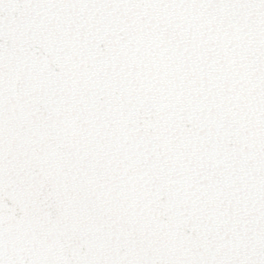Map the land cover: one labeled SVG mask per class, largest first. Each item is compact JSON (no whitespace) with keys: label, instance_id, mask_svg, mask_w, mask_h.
Here are the masks:
<instances>
[{"label":"snow or ice","instance_id":"6c2138e0","mask_svg":"<svg viewBox=\"0 0 264 264\" xmlns=\"http://www.w3.org/2000/svg\"><path fill=\"white\" fill-rule=\"evenodd\" d=\"M0 264H264V0H0Z\"/></svg>","mask_w":264,"mask_h":264}]
</instances>
